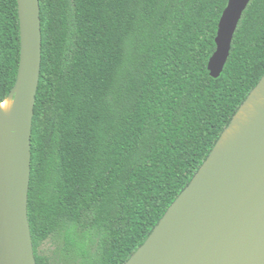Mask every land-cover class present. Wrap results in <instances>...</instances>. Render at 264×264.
<instances>
[{
  "label": "trees",
  "instance_id": "16d2710c",
  "mask_svg": "<svg viewBox=\"0 0 264 264\" xmlns=\"http://www.w3.org/2000/svg\"><path fill=\"white\" fill-rule=\"evenodd\" d=\"M228 0H39L41 69L27 217L36 264H125L207 161L264 77V0H251L212 78ZM20 55L0 0V102Z\"/></svg>",
  "mask_w": 264,
  "mask_h": 264
},
{
  "label": "water",
  "instance_id": "95a60500",
  "mask_svg": "<svg viewBox=\"0 0 264 264\" xmlns=\"http://www.w3.org/2000/svg\"><path fill=\"white\" fill-rule=\"evenodd\" d=\"M250 1L228 0L221 14L215 50L207 64L212 78H218L224 69L234 33ZM16 3L20 55L9 95V117L0 109V264H36L27 193L42 56L40 6L39 0ZM201 168L125 264H264V114L232 151L196 180ZM189 189V201L170 227L160 232L162 221Z\"/></svg>",
  "mask_w": 264,
  "mask_h": 264
},
{
  "label": "bare ground",
  "instance_id": "6f19581e",
  "mask_svg": "<svg viewBox=\"0 0 264 264\" xmlns=\"http://www.w3.org/2000/svg\"><path fill=\"white\" fill-rule=\"evenodd\" d=\"M11 108L12 98L10 97L0 105V109L6 118L9 117ZM263 114L264 78L251 93L245 104H243V106L239 109L231 123V127L221 136L211 156L202 166L200 175L196 178V180H199L203 175L207 174L210 169L216 165L223 156H225V154L232 151L236 147L238 140L243 139L247 135L248 131H250L257 124ZM191 192L192 189H189L179 198L167 217L162 221L159 228L160 232H163L170 227V224L189 201L192 194Z\"/></svg>",
  "mask_w": 264,
  "mask_h": 264
},
{
  "label": "rangeland",
  "instance_id": "374dc122",
  "mask_svg": "<svg viewBox=\"0 0 264 264\" xmlns=\"http://www.w3.org/2000/svg\"><path fill=\"white\" fill-rule=\"evenodd\" d=\"M61 247L62 244L52 238L47 240L40 250L48 258V264H77L75 257L68 258L70 253L63 252Z\"/></svg>",
  "mask_w": 264,
  "mask_h": 264
}]
</instances>
